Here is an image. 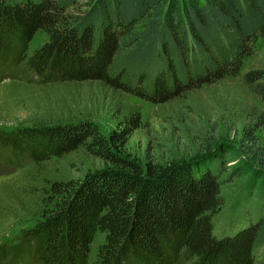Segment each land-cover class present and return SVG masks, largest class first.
Returning <instances> with one entry per match:
<instances>
[{
  "label": "trees",
  "instance_id": "obj_1",
  "mask_svg": "<svg viewBox=\"0 0 264 264\" xmlns=\"http://www.w3.org/2000/svg\"><path fill=\"white\" fill-rule=\"evenodd\" d=\"M38 31L48 40L30 53ZM260 37L264 0H0V81L96 80L163 104L241 74ZM244 80L264 99V69ZM141 122L129 108L108 135L91 118L0 126V167L80 148L107 164L54 181V204L0 244V264H89L99 232L97 264H264L261 202L262 216L244 213L243 227L218 234L219 162L142 164L127 153Z\"/></svg>",
  "mask_w": 264,
  "mask_h": 264
},
{
  "label": "rangeland",
  "instance_id": "obj_2",
  "mask_svg": "<svg viewBox=\"0 0 264 264\" xmlns=\"http://www.w3.org/2000/svg\"><path fill=\"white\" fill-rule=\"evenodd\" d=\"M47 40L45 32L35 33L30 53ZM253 69H264V37L256 41L238 76L204 84L163 104L115 90L101 81L42 85L21 74L0 81V126L91 118L108 135L120 114L136 108L142 122L129 139L127 153L142 164L219 162L224 202L214 218L216 232L227 234L235 225L236 229L245 225L244 213L252 211L253 217H260L264 210V99L244 80L245 73ZM106 165L80 148L40 164L25 161L19 166H1L0 244L14 240L22 228L52 207L54 181L78 183ZM257 201L263 205L260 213ZM104 240L105 234L99 232L91 245L89 264H97L98 248ZM262 250L259 253L264 255Z\"/></svg>",
  "mask_w": 264,
  "mask_h": 264
}]
</instances>
